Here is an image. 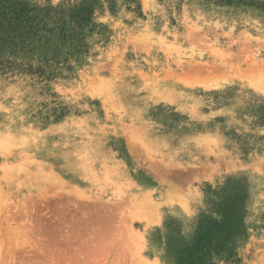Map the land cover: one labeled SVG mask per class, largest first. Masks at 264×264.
<instances>
[{
	"label": "rangeland",
	"instance_id": "obj_1",
	"mask_svg": "<svg viewBox=\"0 0 264 264\" xmlns=\"http://www.w3.org/2000/svg\"><path fill=\"white\" fill-rule=\"evenodd\" d=\"M0 19V264H264V0Z\"/></svg>",
	"mask_w": 264,
	"mask_h": 264
},
{
	"label": "trees",
	"instance_id": "obj_2",
	"mask_svg": "<svg viewBox=\"0 0 264 264\" xmlns=\"http://www.w3.org/2000/svg\"><path fill=\"white\" fill-rule=\"evenodd\" d=\"M2 20V19H0ZM4 21H7L8 23L11 24V22L13 21V19H3ZM5 43L7 42V39H4Z\"/></svg>",
	"mask_w": 264,
	"mask_h": 264
}]
</instances>
